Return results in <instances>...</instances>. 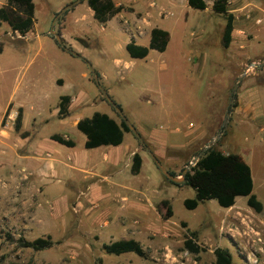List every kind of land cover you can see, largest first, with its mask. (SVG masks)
<instances>
[{
  "label": "rangeland",
  "instance_id": "obj_1",
  "mask_svg": "<svg viewBox=\"0 0 264 264\" xmlns=\"http://www.w3.org/2000/svg\"><path fill=\"white\" fill-rule=\"evenodd\" d=\"M34 1L36 25L31 31L47 36L41 37V43L37 37L26 42L23 35L13 32L6 23L0 26L1 125L12 118L14 126L18 107L10 104L2 112L10 101L24 108V127L30 123L33 127L39 125L36 150L21 158L3 153L8 166L33 168V161L25 155L39 159L49 152L57 159L62 157L55 150L59 143L49 138L53 133L65 132L80 146L83 133L72 125L78 116L107 112L109 108L118 122L122 119L94 82L89 62L102 88L120 105L148 149L169 171L182 178V172L186 169V173L195 164L189 165L194 156L212 140L205 152L214 148L244 157L251 168L253 193L263 208L255 212L243 196L233 206L237 210L221 207L215 199L187 209L183 200L194 197V190L184 181L180 185L172 184L130 130L125 132L129 135L124 134V147L132 145V141L128 142L132 138L147 164L137 175L127 173L125 167L120 171L118 183L122 187L129 184L126 191L104 183L93 187L97 189L93 201L98 202L88 199L78 202L85 196L82 192H86V186L73 181L74 173L56 166L41 180L27 174L22 178V190L10 188L11 179L0 170V264H94L98 257L102 264H216V247L231 253V264H264V65L250 66L252 62L264 60L256 57L264 56V32L256 38L254 30L259 21L253 19L247 37L235 31L228 47H224L226 20L223 15L176 3L166 8L169 15L159 19V25L170 34L165 51L151 49L144 58H132L122 42L125 35L114 25L122 23L127 16L146 24L141 18L142 11L129 15L127 12L134 7L124 5L125 12L113 16L109 25L102 27L94 19L87 20L89 33L85 40H76L74 30L64 26L72 34L71 42L83 50L81 54L62 37L68 48L83 56L77 57L61 47L50 48L45 42L51 38L47 35L52 21L50 8L60 0ZM156 2L157 7L169 6L168 0ZM68 10L54 24V30L60 35L61 19ZM154 25L148 24L147 29ZM193 25L194 28L211 25V29L190 33ZM148 40V36L142 39L140 35L138 44L147 45ZM84 72L91 82L84 77ZM57 77H62L65 83L57 84ZM253 88L255 113L260 117L236 118L235 109L247 105ZM62 94H74L77 98L70 104L69 115L58 119L57 105ZM82 94L88 95L85 102ZM97 94L94 101H88ZM100 189H106L108 197L104 201H101ZM118 191L128 198L127 202L141 199L149 204L150 198L156 206L160 200L167 199L173 214L168 221H163L151 211L147 219L152 228L142 227L136 234L131 233L126 224L133 220L129 218L133 208H125L127 202L114 195ZM244 206L246 211L242 209ZM190 230L196 231V243L203 248L199 253H190L183 247ZM46 236L54 244L43 250L21 247L15 242L19 237L32 240ZM130 236L143 243L146 257L133 252L109 254L102 249L103 243Z\"/></svg>",
  "mask_w": 264,
  "mask_h": 264
},
{
  "label": "crops",
  "instance_id": "obj_2",
  "mask_svg": "<svg viewBox=\"0 0 264 264\" xmlns=\"http://www.w3.org/2000/svg\"><path fill=\"white\" fill-rule=\"evenodd\" d=\"M72 1L73 0H60V2L57 5H55L54 7H51L50 10H51L52 19L56 12H58L63 6H65L66 4ZM113 1L115 2L116 5H122V6L130 5L134 7V10L127 12L129 13V15L134 14L137 11H142L141 18L142 20L145 21V24H146V25H143L141 21H138L136 18L135 20H133L130 16H127L126 19L122 23H119L116 25L112 24L114 26H117V29L119 30V32H121V34L125 35L122 41L123 45H126V43H128L131 40L138 43V39L140 38V35H142V39L145 38L146 36H148L149 38L150 30L153 27H161L163 29H166L165 27L159 25L161 23L159 19H162L165 16L169 15V12L165 11L166 8L172 7V5H175L176 3H187L186 0H168L169 6L160 5V7H157L156 0H137V1H129L128 3H123L117 0H113ZM205 1L207 4V7L204 10L212 11V4L215 0H205ZM5 2L6 0H0V5L4 4ZM34 4H35V1H34ZM78 5H81V8H79ZM227 8H228V11L231 12L233 15L232 37H234L235 31H240L245 37H247L246 36L247 30L252 29V26H253L252 22H254L256 19L259 21L258 22L259 24L257 23V25L254 28L256 35H257L256 38L259 36L260 33L264 32V0H228ZM124 9H125V6H124ZM124 9H122L121 11H124ZM35 10H36V4H35ZM89 19H94V17H93L92 9L87 4V0H82L78 2L77 4L73 5L72 7H70L68 10V13L64 15V18L61 19V22H62L61 23V37H64V39L68 43H70L73 46V48L80 51L81 54H83V50H79L71 42L70 38L72 34L70 33V31L69 32L65 31L64 26L66 25L67 27L68 25L74 30V32L77 34L75 35L76 40L78 41L80 39L85 40L86 39L85 37L87 36L86 33H89V32H86L87 31L86 29H88V27H86L85 22ZM111 21H112V18L109 21H107L104 25H107ZM150 23H154L155 25L152 26L150 29H147V25ZM35 25H36V18H35V23L32 29L35 28ZM102 27H103V24H102ZM210 29H211V25L209 28H205V25H202L201 28L199 27L194 28V25H193L190 33H194L195 31L200 33V30L208 32L210 31ZM31 30H29L27 33H25V35L22 36L24 37V40L26 42L32 39H35V37H37L38 41L41 43L42 42L41 37H47L45 35H40L37 32L33 33ZM15 33H18V32L15 31ZM47 35H49V33ZM50 37H51L50 40L45 39V42L49 45V47L50 48H53V47L60 48V46L56 44L52 36ZM256 57L264 58V56L262 55H256ZM83 74H84V77L87 78V74L85 72ZM59 79H61L62 82H60ZM87 80L90 81L88 78ZM56 83L59 85H63L65 83V80L62 77H57ZM254 89L255 88H253L252 90L253 92L250 93V95L252 96V99H250L249 102H247V105L244 108H242L239 105L235 109L236 118H242L243 117L242 115H246L247 117H251V118L256 117L257 114L255 113V98H254V94L256 90ZM68 95L71 96V102H70L71 104L77 98V95H74V94L73 95L68 94ZM82 95L84 99L83 102H85L88 95L87 94H82ZM97 97H98V94L95 95L93 98L90 97L88 101H94ZM10 104L13 105V108H16V107L22 108L23 114H22V120H21V131L28 132V134L25 137H21L18 133L15 132L11 119H9L8 122L3 126L1 125V118H0V170L4 172V174L7 173V175L11 179L9 182L10 188H14V189L18 188L22 190L23 189L22 186L24 184V181H22V178L27 177V174L34 175L36 179H39V178L40 180L44 179L47 177L46 174H48V171L50 168L54 170V166H56L57 169L59 168L62 169L63 171H69V172L71 171L75 175V180L73 181H77L80 186H86V192H82V193H85L84 194L85 196H82V200L78 199V202L80 203H82L85 199H88L87 201L90 200L91 202H98V201H93V197L96 195V190H97V189L93 190V187L95 186L100 187V184H103V183L105 185L108 184L110 188H113L114 186H119L123 188L125 191L126 189L129 188L128 187L129 184H127L126 187H122L121 185H119L118 180L120 176V171H122L124 167H125L124 168L125 170L128 169L127 173H131L130 172L131 158H132L133 153L137 152V148L132 138H128L129 139L128 142L132 141V145L126 148L124 147V142H126L125 135H123V141L118 145H100V146L93 147V148H85L84 143L86 140V136L83 134L81 138L80 146H77L75 142H74V146H66L61 143H59V145L57 144L55 146V150L57 151L56 153L58 154L60 153L62 156L58 159L55 157H52L53 155L51 153L46 152L45 156H40L39 159L38 157L34 158L31 156L25 155L30 159V161H33L34 164H31L33 168L22 167L21 165L16 166L14 164H9L8 166L4 162L5 159H4L3 153L16 154L18 158H21L22 156H24V154L32 155L34 151L33 149L36 150L37 148V145H38L37 138L39 136V133H38L39 125L36 127H33L32 124L30 123L28 127H24V108L22 106L18 104H14L13 101H10L5 104L2 112ZM106 110L107 112L105 113L113 117L112 114L110 113L109 108ZM241 111H245V114H242ZM257 116L258 118L260 117V115H257ZM80 118L82 117L78 116L77 118H75L72 121V125L76 126L77 121ZM36 121L39 122L37 118H36ZM59 134H62L65 137H69V135H67L65 132L59 133ZM124 134H127V133L124 132ZM28 146L31 149L28 148ZM48 155L49 157H47ZM140 156L142 159L141 167H140V170H141L142 167L145 164H147V162L145 161L144 156L142 154H140ZM21 172L24 175H19ZM137 174H132V175H137ZM56 175L59 176L58 174ZM253 185H254V181H253ZM99 193L102 194L101 201H104L108 197L106 189L104 190L100 189ZM114 195H116L117 197L119 196L120 199L124 202L128 201V198L120 194L119 191L116 192ZM241 197L243 196H237L235 198V202L237 199H241ZM245 197L247 200V196ZM148 203L149 204L144 203V200H141V199L127 202L125 208H128V207L133 208V213L130 214L129 216V218L133 220L130 224H126V229H128V231L132 229L130 230L131 233L136 234L137 232L140 231V229H142V227H151L148 224V219H147L148 213L151 211H154L156 215H159L160 219L158 218V220H163V221L169 220L170 217L168 219H163L160 216V214L158 213L156 209V206L153 204V202H151L150 198H148ZM234 204L230 207H227V209L231 208L233 210H237V208L233 207ZM242 209L246 211L245 206ZM128 238H133V239L140 241L138 238L134 236H130L127 238L124 237L121 239H128ZM140 243L143 245L141 241Z\"/></svg>",
  "mask_w": 264,
  "mask_h": 264
},
{
  "label": "trees",
  "instance_id": "obj_3",
  "mask_svg": "<svg viewBox=\"0 0 264 264\" xmlns=\"http://www.w3.org/2000/svg\"><path fill=\"white\" fill-rule=\"evenodd\" d=\"M186 1L192 8L205 9L207 7L205 0ZM87 4L93 11L94 19L100 24H105L124 9V6L116 5L113 0H87ZM227 4L228 0H215L212 4V10L223 15L226 20L223 36L224 47H228L233 29V15L228 11ZM2 23H6L12 31L25 35L33 28L35 23L34 1L6 0L4 4L0 5V25ZM169 39L170 34L166 29L153 27L150 30L147 45L138 44L131 40L126 43L125 49L132 58H144L151 49L159 52L165 51ZM1 52L2 45H0ZM70 102L71 96L68 94L59 96L57 105L58 119H64L69 115ZM117 105L120 106L119 104ZM21 120L22 108L18 107L14 130L21 137H25L28 132L21 131ZM76 128L86 136L85 148H93L100 145H118L123 141L124 132L130 131L123 119L118 122L107 113L99 111L93 112L90 116L80 118L77 121ZM50 139L66 146H74V141L71 138L59 133L51 134ZM141 162L140 154L138 152L133 153L130 165L131 174L139 173ZM170 172L176 175L173 171ZM184 179L183 183L194 190V197L183 200V204L187 209H194L199 202L209 199H215L221 207L227 208L235 203L237 196H247L246 203L255 212H260L263 208L262 202L253 193L250 165L238 153H224L211 148L197 159L195 164L184 174ZM171 183L180 185L174 182ZM156 209L163 219H168L173 214L171 204L167 199L160 200L156 204ZM185 225L183 223V226ZM196 237V231H188L187 236L183 240L184 249L194 254L199 253L203 249L196 243ZM15 242L21 247H29L34 250L47 249L54 244L50 236L36 237L32 240L19 237ZM102 249L106 253L116 255L127 252H133L140 257H146L147 255L140 241L133 238L117 239L103 243ZM214 255L216 264H231L232 262L231 253L225 248L216 247ZM94 264H102V259L98 257Z\"/></svg>",
  "mask_w": 264,
  "mask_h": 264
},
{
  "label": "water",
  "instance_id": "obj_4",
  "mask_svg": "<svg viewBox=\"0 0 264 264\" xmlns=\"http://www.w3.org/2000/svg\"><path fill=\"white\" fill-rule=\"evenodd\" d=\"M80 0H73L72 2H69L68 4H66L65 6H63L53 17L51 24H50V29H49V35L54 37L58 43V45L63 48L64 50L70 52L71 54L77 56V57H82L79 53L75 52L73 49L68 48L65 44L64 41L61 37V35L56 32L54 30V24L56 22V20L62 15V13L64 11H66L67 9H69L70 7H72L73 5L77 4ZM90 71L93 75V79L94 82L97 84V86L100 88V90L102 91L103 95L105 96V98L108 100V102L115 108V110L119 113V115L121 116V118L125 121V123L127 124V126L129 127V129L134 133V135L139 139V141L145 146V148H147V150L150 153V156L154 162V164L156 165V167L160 170V172L171 182L174 183H179L181 181H184V174L186 169L182 172L181 177L182 178H178L177 176L173 175L162 163L161 161L157 158V156L151 152L148 149V146L145 144L141 134L138 132V130L136 129V127L134 126V124H132L123 114L122 109L120 106L117 105V103L108 95V93L102 88V86L99 83V79H98V74L97 72L94 70V68L92 67V65L87 62ZM259 65H264V60L261 62H252L250 64V66H259ZM249 67V66H248ZM240 77L238 78V81H240ZM237 85V82L235 83L232 92L235 90ZM231 103H232V99H231ZM212 141V140H211ZM211 141H209L207 143V145L205 146V148H203L197 155L194 156L193 160L189 163V165L194 164L197 159L203 155V153L205 152V150L209 147V143H211Z\"/></svg>",
  "mask_w": 264,
  "mask_h": 264
},
{
  "label": "built area",
  "instance_id": "obj_5",
  "mask_svg": "<svg viewBox=\"0 0 264 264\" xmlns=\"http://www.w3.org/2000/svg\"><path fill=\"white\" fill-rule=\"evenodd\" d=\"M10 119H12V118H10Z\"/></svg>",
  "mask_w": 264,
  "mask_h": 264
}]
</instances>
